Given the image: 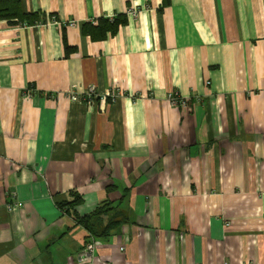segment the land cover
Masks as SVG:
<instances>
[{"label": "crops", "instance_id": "obj_1", "mask_svg": "<svg viewBox=\"0 0 264 264\" xmlns=\"http://www.w3.org/2000/svg\"><path fill=\"white\" fill-rule=\"evenodd\" d=\"M20 3L43 23L0 21V264H264V0ZM75 194L127 221L92 238Z\"/></svg>", "mask_w": 264, "mask_h": 264}, {"label": "trees", "instance_id": "obj_2", "mask_svg": "<svg viewBox=\"0 0 264 264\" xmlns=\"http://www.w3.org/2000/svg\"><path fill=\"white\" fill-rule=\"evenodd\" d=\"M112 23L106 19L108 24L116 23V16L113 17ZM0 21H7L13 24H27L33 26L43 23L38 15L24 13L20 0H0ZM115 21V22H113ZM97 25V24H96ZM95 24L86 23L85 29H93ZM81 203L80 196L73 195V201L70 203H61L60 208L67 211L77 225L82 226L92 238L105 239L121 224L127 221V217L122 212L116 211L109 204L101 205L94 212L85 216H79L75 212L77 205Z\"/></svg>", "mask_w": 264, "mask_h": 264}, {"label": "built area", "instance_id": "obj_3", "mask_svg": "<svg viewBox=\"0 0 264 264\" xmlns=\"http://www.w3.org/2000/svg\"><path fill=\"white\" fill-rule=\"evenodd\" d=\"M128 13L134 15V17L136 16L135 11L129 10ZM70 24H73V23H70ZM84 95H85L84 97L88 101V103H91L92 99L97 96V93H96L94 88H89ZM71 97L75 98L73 92L71 93ZM169 100H170V102H172V104H174L175 106H179L183 110H189L190 109L189 108V101L181 98L179 96V94H177V93L170 94ZM11 197L13 200L14 195H11ZM21 206H22L21 203H19L17 201H13L12 203L6 204L5 208L8 212H13V211H15V209H18ZM228 225H229V223L226 224V226H228ZM95 245H96V243L94 240H91L90 242H88L85 245L84 249L81 251V253L78 257V261L80 263H85V262L90 261L92 259L93 253H94V250L96 247ZM122 250H123V248H122Z\"/></svg>", "mask_w": 264, "mask_h": 264}]
</instances>
